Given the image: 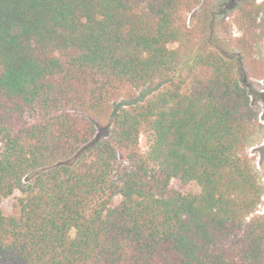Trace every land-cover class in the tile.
<instances>
[{"label":"trees","instance_id":"trees-1","mask_svg":"<svg viewBox=\"0 0 264 264\" xmlns=\"http://www.w3.org/2000/svg\"><path fill=\"white\" fill-rule=\"evenodd\" d=\"M202 4L0 0V264H264L262 112Z\"/></svg>","mask_w":264,"mask_h":264},{"label":"rangeland","instance_id":"rangeland-1","mask_svg":"<svg viewBox=\"0 0 264 264\" xmlns=\"http://www.w3.org/2000/svg\"><path fill=\"white\" fill-rule=\"evenodd\" d=\"M203 4L198 8L197 13L206 6L212 10V17L208 33L206 34L200 49L211 47L220 52L224 57L238 62V73L241 81L250 87L255 93L252 96L254 102L261 108V122L264 125V39L260 31L250 38L235 23L233 10H230L232 0H202ZM258 4H264V0H258ZM215 15V16H214ZM191 21V18H189ZM247 56L246 60H242ZM149 88L143 89L137 93V98L146 97ZM260 96L256 98L255 96ZM128 104L129 101L123 100L122 104ZM109 135L108 128H100L96 139L105 138ZM141 146L144 152L148 145L145 138L141 140ZM264 143L260 146L263 147ZM260 147L254 150L257 156L260 154ZM174 186L181 188L178 184ZM183 189V188H181ZM185 190V189H183ZM187 191H197V186L190 185ZM20 193L11 198L0 201V210L6 214L14 213V206ZM260 214H264V198L259 208Z\"/></svg>","mask_w":264,"mask_h":264},{"label":"flooded vegetation","instance_id":"flooded-vegetation-1","mask_svg":"<svg viewBox=\"0 0 264 264\" xmlns=\"http://www.w3.org/2000/svg\"><path fill=\"white\" fill-rule=\"evenodd\" d=\"M235 3H236V0H232V5H231V7H230V10H233L234 9V7H235ZM215 16V15H214Z\"/></svg>","mask_w":264,"mask_h":264}]
</instances>
